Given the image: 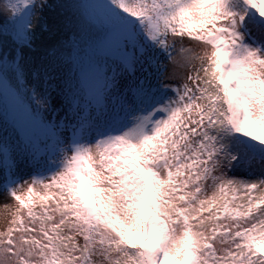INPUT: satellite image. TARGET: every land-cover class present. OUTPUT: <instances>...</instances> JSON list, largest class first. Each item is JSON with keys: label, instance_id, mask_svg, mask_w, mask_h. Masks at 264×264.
<instances>
[{"label": "snow or ice", "instance_id": "1", "mask_svg": "<svg viewBox=\"0 0 264 264\" xmlns=\"http://www.w3.org/2000/svg\"><path fill=\"white\" fill-rule=\"evenodd\" d=\"M0 193V264H264V0H0Z\"/></svg>", "mask_w": 264, "mask_h": 264}, {"label": "rangeland", "instance_id": "2", "mask_svg": "<svg viewBox=\"0 0 264 264\" xmlns=\"http://www.w3.org/2000/svg\"><path fill=\"white\" fill-rule=\"evenodd\" d=\"M52 3L58 2V0H51ZM54 13L55 10H50L49 15L44 17V20L42 23H40L37 27V30L42 33L40 40L36 42V44L33 45V49L29 50L26 54L22 53V55L31 56L33 57L34 50H37L38 46H41L42 42L43 44H55L57 41L64 39L63 33L59 32L57 28L55 27L54 23ZM44 25V26H43ZM45 26L47 27V31H45ZM176 55V61L179 63L182 61V56L177 51ZM169 72L173 71V66L171 64L168 65ZM176 71H180L179 68L176 69ZM28 169L21 166V172L22 174L27 173ZM3 194L0 193V203H3ZM6 213L7 210L3 207H0V230H3L4 224L6 222Z\"/></svg>", "mask_w": 264, "mask_h": 264}, {"label": "trees", "instance_id": "3", "mask_svg": "<svg viewBox=\"0 0 264 264\" xmlns=\"http://www.w3.org/2000/svg\"><path fill=\"white\" fill-rule=\"evenodd\" d=\"M40 23H42V21H41V22H38L37 26H38ZM43 26H44V25H43ZM37 28H38V27H37ZM9 51L11 52V49H10ZM27 58H28V59H32L31 56H27ZM29 87H31V85H29Z\"/></svg>", "mask_w": 264, "mask_h": 264}]
</instances>
